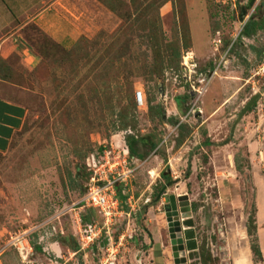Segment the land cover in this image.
<instances>
[{"label": "rangeland", "instance_id": "374dc122", "mask_svg": "<svg viewBox=\"0 0 264 264\" xmlns=\"http://www.w3.org/2000/svg\"><path fill=\"white\" fill-rule=\"evenodd\" d=\"M245 2L77 0L67 50L27 26L30 58L20 48L0 58L4 96L25 110L0 152V264H129L122 248L131 236L137 245L140 229L158 227L168 245L159 212L170 193L189 200L197 247L187 264H264V0L239 21ZM248 17L263 28L236 40ZM128 135L155 144L142 158L128 154L129 212L83 245L84 224L101 222L81 201L86 158L103 148L112 161ZM21 232L30 246L23 262L5 245ZM160 257L154 250L150 264Z\"/></svg>", "mask_w": 264, "mask_h": 264}, {"label": "crops", "instance_id": "0c3cea01", "mask_svg": "<svg viewBox=\"0 0 264 264\" xmlns=\"http://www.w3.org/2000/svg\"><path fill=\"white\" fill-rule=\"evenodd\" d=\"M76 4L77 0H0V58L3 59L8 57L16 51L17 48H20L19 50L24 56V60L30 58V55L26 51L27 48L23 43L24 39L26 40L28 25H32L37 33L45 35L46 38L62 49H69L76 39L74 32L75 26L71 23L73 18L70 17L75 16ZM4 94L5 90L0 83V152L7 148L10 138L21 124L25 113L22 104L5 97ZM171 100L173 102L169 109L172 111V115H174L178 110V104L173 99ZM219 110L220 107L217 106L212 113ZM205 141L206 140H204V142ZM150 144L151 141L140 137V141L134 146L135 153L143 155L146 151L149 152L148 149H150ZM152 150L155 152L154 149ZM134 157L138 158L136 156ZM128 212V210H120L116 215H127ZM140 212H143L142 208L138 211V215ZM160 213L163 214V212H159V215ZM144 214L149 215V209L145 211L143 215ZM160 217L162 216L160 215ZM146 220L148 222H144L143 225L149 228L148 225L151 220L150 218ZM159 230L158 227L155 232H150V230L146 232L140 229L141 232H139V238L137 237V245L134 242V236L130 237V245L128 241H125L127 246L122 248V250L125 249L129 264H135L136 261L143 264L152 263L154 250L156 249L159 250L161 256L160 262L157 263L170 264L171 257L169 246H163L160 241L161 236L159 237ZM121 237L122 233H119L118 239ZM109 244V242L106 243V245ZM119 246H121V242H115L114 245H112V250H117Z\"/></svg>", "mask_w": 264, "mask_h": 264}, {"label": "built area", "instance_id": "2783aa9c", "mask_svg": "<svg viewBox=\"0 0 264 264\" xmlns=\"http://www.w3.org/2000/svg\"><path fill=\"white\" fill-rule=\"evenodd\" d=\"M190 65L191 67L193 66L192 63H190ZM133 99L138 106L145 104L144 95L140 90H134ZM120 151L121 158L118 157ZM120 151H116L112 161H109L107 150L103 148H101L97 156L91 155L86 158L85 166L88 176L85 184V192L81 197V201L84 206H88L98 212L102 223L91 220L84 224V235L81 239L83 245L92 241L93 237L97 235L101 229H103V231L107 229L108 224L111 223V217L121 210L120 202L115 197L114 186L116 183L122 184L124 189H126L124 180L127 175L130 174L131 168H129V162L127 161V147H125V149H120ZM124 189H122V191H124ZM126 199L128 198L126 197ZM126 199L124 203H126ZM128 206L131 207L130 204H128ZM24 236L25 232L18 233L15 236H11L5 244L14 247L21 262L26 259L28 250L30 251V246ZM80 247L82 248V246ZM106 250L108 249L106 248Z\"/></svg>", "mask_w": 264, "mask_h": 264}, {"label": "water", "instance_id": "95a60500", "mask_svg": "<svg viewBox=\"0 0 264 264\" xmlns=\"http://www.w3.org/2000/svg\"><path fill=\"white\" fill-rule=\"evenodd\" d=\"M254 0H246L239 6L238 20L241 21L246 10ZM253 98L242 108L238 117L252 102ZM162 212L167 231L171 264H187L186 255L196 250L197 244L191 218V209L186 193L168 194L167 202L162 204Z\"/></svg>", "mask_w": 264, "mask_h": 264}, {"label": "trees", "instance_id": "16d2710c", "mask_svg": "<svg viewBox=\"0 0 264 264\" xmlns=\"http://www.w3.org/2000/svg\"><path fill=\"white\" fill-rule=\"evenodd\" d=\"M262 23H263L262 20H261V22L256 23L251 17H248V19L242 24V26H241V28H240L237 36H236V40H239L241 38V36L249 37L253 33L255 28H263ZM132 99H133V97H132ZM133 101H134V99H133ZM145 104H146V109L149 110L151 107L150 101L145 100ZM167 121L170 123H176V128L178 130H180L183 127L182 124L178 123L177 118H169ZM139 141H140V138H138L137 136H132V135L126 136V140H125L126 147L128 150V154L134 155L138 158H142L143 155L136 154L135 150H134L135 144L138 143ZM154 145H155L154 143H151L149 147L154 148ZM163 177L167 178L168 175H163ZM114 189H115V197L119 200L120 207L122 208V206H123L122 203H124V201L126 199V193L122 194V189H124V187L122 186V184L116 183L114 186ZM122 209L126 210L127 208H126V206H124V208H122ZM142 209L144 211V208H142ZM84 220L87 221L86 218H84ZM253 223H254L253 215L250 214L247 217V224H245V232L249 236L252 235L254 232V224ZM249 248L253 254L259 255L257 245L250 243ZM189 254L191 255V253H189Z\"/></svg>", "mask_w": 264, "mask_h": 264}]
</instances>
